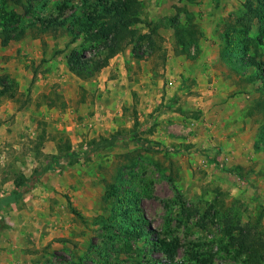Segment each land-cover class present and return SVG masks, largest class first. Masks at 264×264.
Returning a JSON list of instances; mask_svg holds the SVG:
<instances>
[{"label": "rangeland", "instance_id": "1", "mask_svg": "<svg viewBox=\"0 0 264 264\" xmlns=\"http://www.w3.org/2000/svg\"><path fill=\"white\" fill-rule=\"evenodd\" d=\"M114 1L0 0V39L13 36L14 47L40 38L66 62L74 50L90 55L83 26L95 32L107 19L89 23L83 13ZM128 2L136 34L121 78L103 79V67L82 79L68 63L48 78L42 62L33 69L48 83L35 78L21 92V123L4 121L5 191L47 165L32 186L50 191L35 194L44 201L30 223L4 210L0 264H264V0ZM54 17L63 24L46 28ZM146 62L147 79L160 81L167 67L191 63L180 72L182 94L156 107L142 100L141 89L170 93L166 83L137 86ZM112 135L113 146L90 152ZM240 234L260 249L242 248Z\"/></svg>", "mask_w": 264, "mask_h": 264}, {"label": "crops", "instance_id": "2", "mask_svg": "<svg viewBox=\"0 0 264 264\" xmlns=\"http://www.w3.org/2000/svg\"><path fill=\"white\" fill-rule=\"evenodd\" d=\"M41 41L42 40L40 38L25 37L24 39H20L19 41L14 42V47H13L12 46L13 43L11 42H8L7 44L3 45L2 39H0V79L7 76L8 79L10 77H13L11 82L12 83L14 82V87H13L14 91L7 92L4 83L0 81V90L4 89V91L0 93V130H2L5 127L4 121L7 120L8 118L11 119L6 121V123L8 122L7 125L13 122L15 124L21 123L20 117L22 115L26 116L28 114L27 111L23 110L21 108L22 106L20 105L21 92L28 90L32 82L34 83L35 78H37L35 84L36 85L38 84L37 86L39 87L41 86V88H43L42 84H45L47 82V80H45L44 83H42V79L39 77L40 75H42V73H39L38 71L36 72V70L33 69V67H37L39 66V64H43V63L47 64L48 70L47 73L45 74H47L49 76L48 78H50L52 73H54L55 71L56 72L59 71L60 68H58L57 66H60L62 69L63 67L65 68V65L67 66L66 57L64 59L58 60L57 58H55L56 56L54 57L51 54L45 53L46 50L45 48H43L44 44ZM49 46H51V44H49ZM131 55H132L131 49L129 47L128 48L125 47L115 56L110 58L108 65H106L102 69V78L105 80L107 79V77L105 78L103 77L104 73L106 75L117 73L121 78L122 77L121 72H124V70H126L127 65L131 61L130 60ZM190 64L191 63L186 62L184 65L180 67V69L174 67V70L168 69L167 67L165 76H162L161 79L162 81H160L159 79L158 80L154 79V76L152 75L153 73H151L150 75L152 78L147 79L149 75H147L146 73L150 71L149 66L151 64L146 62L144 67V75L142 76L140 82L137 83V86L139 88L140 87L144 88L145 87V85H143L144 82H146V85H150L151 81H154L157 82V85H155L157 88L158 86H161L162 84L166 83L167 90L170 93L160 94L157 91L151 93L146 89H141L142 92H146V94H143L142 92H141L142 94L140 93L141 99L142 100L148 98L154 99L152 101L157 102L156 105H154L156 107L157 105H162V102L164 103L167 102L166 98H169V94H171V96L173 97L175 95L177 96L182 94L183 85L181 86L182 84L181 79L179 80L180 72L183 71V69L186 70L187 66ZM175 72H179V73L176 75ZM108 81L115 83V85L120 82L119 79L116 77V75L112 78V80H108ZM201 81L198 84V88L200 87L199 90H202L204 85ZM127 84L130 88H134V85H132L130 81H128ZM44 88L46 89V87ZM123 92H125V90H123ZM116 97H120V95H116ZM200 100L202 99L200 98ZM209 101L210 100L201 101V102L199 101L198 104H200V106H202L205 110L209 107L208 105ZM165 108H166L165 106H161L160 109H165ZM2 142H3L2 139H0V143ZM0 170H1L0 178H2L4 177L2 173L3 172L2 167H0ZM44 176L45 174L40 176V179L37 180L36 183L38 184L40 180L43 181L45 178ZM40 188L41 187L36 186L35 184L32 188L25 190L21 197L8 201L5 204L6 200H8L10 196H12V194L15 192V185L14 184L8 185L5 191V184L4 182L1 181L0 182V216H3V212H5L4 210L10 209L9 211L10 216L13 217L16 215L21 216L22 218L28 220L29 223L33 221L32 216H34V213L37 211L38 206L41 205L42 202L44 201V200H38L35 197V194L38 192V190H40ZM42 188L44 189V191L49 193L50 190L48 188L45 187ZM22 202L23 205H25L24 209H21L18 206V205H22ZM15 206H18V210L12 211L11 209L15 210Z\"/></svg>", "mask_w": 264, "mask_h": 264}, {"label": "trees", "instance_id": "3", "mask_svg": "<svg viewBox=\"0 0 264 264\" xmlns=\"http://www.w3.org/2000/svg\"><path fill=\"white\" fill-rule=\"evenodd\" d=\"M101 6L100 13L96 15L83 13L89 23H93L97 18L107 19V21L100 26L99 30L95 32L90 31L88 25L83 26V29L87 32L84 42H86V40L89 42L90 47L88 50H93L90 52L91 54L86 55L84 51L74 50L67 55L69 68L82 79H89L93 77L98 71L108 65L110 58L123 50L128 44L132 43L136 34V31L133 29L135 24V20L132 17V13L134 12L133 5H131L128 0H117L110 5L102 3ZM247 7L250 11L254 10L253 4L250 1L247 3ZM263 7L264 5L262 4V8ZM135 18L137 19V17ZM63 22V19L59 20L57 17H54L46 25V28H51L53 26L52 28L55 29L58 26H61ZM23 33L24 32L21 29L20 34ZM155 33L156 30L152 29L150 33H148V37L146 39V46L151 52L154 51L156 47L153 41ZM12 37L13 36L10 35L2 37V44H7ZM75 38L77 39V36ZM1 82L4 83L7 92L14 91L13 83H9L6 79ZM3 91L4 89H1L0 93ZM117 139V135H112L110 137H103L98 141H94L90 145V152L111 147L115 144ZM49 169V165L41 167L37 169L29 179L17 182L15 184V192L8 200H6L5 204L8 201L21 197L23 192L32 188V183L37 182L40 175ZM246 236L247 235L245 234H240L234 238L238 241L242 248L245 247V250L257 252L260 249L258 248V243L252 242V239L247 238Z\"/></svg>", "mask_w": 264, "mask_h": 264}]
</instances>
